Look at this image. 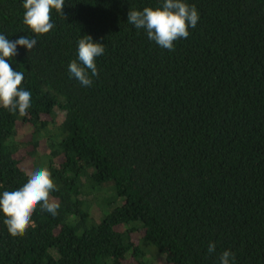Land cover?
<instances>
[{"label":"trees","instance_id":"1","mask_svg":"<svg viewBox=\"0 0 264 264\" xmlns=\"http://www.w3.org/2000/svg\"><path fill=\"white\" fill-rule=\"evenodd\" d=\"M188 2L200 19L172 51L126 21L160 0H65L17 47L31 107L0 108V191L47 167L60 208L15 237L0 215V264H264V0ZM23 12L0 0L9 40L35 35ZM85 34L105 48L89 87L67 71Z\"/></svg>","mask_w":264,"mask_h":264},{"label":"clouds","instance_id":"2","mask_svg":"<svg viewBox=\"0 0 264 264\" xmlns=\"http://www.w3.org/2000/svg\"><path fill=\"white\" fill-rule=\"evenodd\" d=\"M64 4L65 0H22L23 23L35 35L9 40L0 33V108L23 116L31 107V93L21 87L24 73L12 69L9 61L17 54L18 46L26 51L35 48L36 35L46 34L54 27L50 13L54 10L62 16ZM199 19L197 8L188 0H160L155 7L128 10L126 21L135 29L143 30L147 39L159 48L172 51L176 41L188 38L189 29L195 28ZM104 52L103 43L86 34L81 36L77 40L76 59L67 66L69 77L77 80L82 87L91 86L92 78L98 75L96 58ZM56 190L49 169L35 167L17 189L0 191V215L4 217L3 224L8 234L15 237L26 231L37 206L55 216L60 204L51 200L49 194ZM206 251L216 255L215 243L209 242ZM216 259L218 264H235V254L229 249L221 251Z\"/></svg>","mask_w":264,"mask_h":264},{"label":"rangeland","instance_id":"3","mask_svg":"<svg viewBox=\"0 0 264 264\" xmlns=\"http://www.w3.org/2000/svg\"><path fill=\"white\" fill-rule=\"evenodd\" d=\"M60 118H61V114H60V113H57V117H56L55 119L59 122V121H60ZM28 131H29L28 126L24 127V129H23L24 137H25V134H26ZM41 150H43L42 147H41ZM21 165H22L23 168H26V167L31 166V162H30L29 160H25V161H23V162L21 163ZM30 170H31V169H30ZM107 211H108V210H107V208H106V210L104 211V214H105ZM90 213H91L92 216H97V214H99V208L97 207V205H96L95 203H92V204H91V207H90ZM132 237H133V240H136L137 235L134 234V235H132ZM152 263H153V264H165V263H164V260H163L161 257H155V258H153V259H152Z\"/></svg>","mask_w":264,"mask_h":264}]
</instances>
